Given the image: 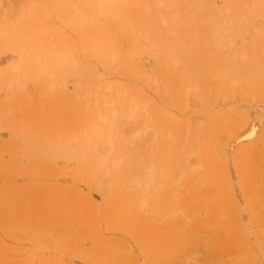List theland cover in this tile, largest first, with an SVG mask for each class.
Segmentation results:
<instances>
[{
  "label": "rangeland",
  "instance_id": "1",
  "mask_svg": "<svg viewBox=\"0 0 264 264\" xmlns=\"http://www.w3.org/2000/svg\"><path fill=\"white\" fill-rule=\"evenodd\" d=\"M252 2L0 0V264L262 261ZM110 84L139 102L112 127L96 102ZM110 148L107 175L91 154ZM143 164L161 190L130 188Z\"/></svg>",
  "mask_w": 264,
  "mask_h": 264
},
{
  "label": "bare ground",
  "instance_id": "2",
  "mask_svg": "<svg viewBox=\"0 0 264 264\" xmlns=\"http://www.w3.org/2000/svg\"><path fill=\"white\" fill-rule=\"evenodd\" d=\"M259 1L261 0H253L252 3L244 4V8L246 11L252 10L254 12L252 16L253 19L264 20V12L259 7ZM225 12H230V8H227ZM245 17L246 19H248L249 16L245 15ZM253 29L255 32L261 31L257 27H254ZM230 44L232 45L234 44V42H231ZM262 48L264 49V45L262 46ZM241 55L243 59H246V55L244 52H241ZM15 68L17 69V66ZM43 73L45 74V72ZM52 89H53V85H52ZM262 92L264 93V91ZM96 96H97L96 97L97 105L102 107V111L101 113H99V120H101L103 123L108 124L111 127L120 117L121 119L131 121L139 109V102L136 96H131L127 98L126 92H123L120 89L115 90L114 86L111 84L106 87V90L103 93L98 94ZM109 142H111V140H109ZM91 145H92V138L88 137L84 139V141H82L81 145L79 146V149L89 148L91 147ZM111 150L112 148L109 149V154H104L99 149H95L94 152L91 154V158H92L91 163L93 164V167L95 169H99L102 171L106 170L107 175L110 174L112 168H116L122 162V158H120L119 156L110 159ZM94 176L95 175L92 174L91 178H94ZM127 178L130 183V188L137 187L144 191H151V192L162 189V185H160V183L156 179V169L153 164H149L147 166L145 164L141 165V167H138L133 171H131L128 174ZM261 239H259V241ZM192 254L194 255L195 253ZM261 254L263 258L262 261L258 264H264V252L262 250H261ZM193 255H190V257L188 256V258L186 256L187 259L180 264H229L226 262L208 261L206 259H203L201 257L198 258L197 256H193ZM96 264H104V263L100 262ZM235 264H253V263L238 262Z\"/></svg>",
  "mask_w": 264,
  "mask_h": 264
}]
</instances>
